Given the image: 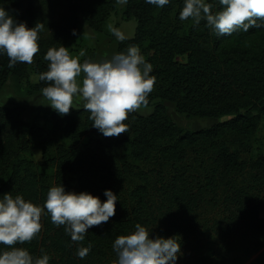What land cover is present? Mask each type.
I'll return each mask as SVG.
<instances>
[{"label":"trees","instance_id":"obj_1","mask_svg":"<svg viewBox=\"0 0 264 264\" xmlns=\"http://www.w3.org/2000/svg\"><path fill=\"white\" fill-rule=\"evenodd\" d=\"M208 2L213 11L222 7L219 0ZM0 6L17 23L44 25L31 64L9 68V58L0 54V90L12 79L18 91L30 95L48 84L39 79L48 70L47 50L71 40L82 46V25L100 33L117 0H0ZM182 7L183 0L163 8L145 0L124 5L125 20L136 25L132 37L117 41L116 53L138 46L155 76L147 97L154 109L147 115L130 112L124 121L128 132L103 136L84 103L65 115L51 109L43 125L26 121L19 104H0V196L19 194L42 206L49 188L62 184L66 191H87L101 202L106 189L118 198L115 215L88 228L83 241H72L64 225L43 213L39 233L18 245L33 256L43 250L49 264H112L115 238L137 223L151 229V237L178 234L181 245L207 236L194 264H224L227 259L218 258L215 246L232 245L246 234L255 239L252 251L264 247L259 216L264 142L262 152L252 155L264 118V28L217 35L203 20L199 25L180 20ZM83 49L81 62L94 59V48ZM31 71L35 82H28ZM165 101L187 118H230L186 130L168 115ZM32 148L41 151L40 161L31 158ZM89 243L91 250L81 259L77 249Z\"/></svg>","mask_w":264,"mask_h":264},{"label":"clouds","instance_id":"obj_2","mask_svg":"<svg viewBox=\"0 0 264 264\" xmlns=\"http://www.w3.org/2000/svg\"><path fill=\"white\" fill-rule=\"evenodd\" d=\"M126 4L127 0H117ZM171 0H145V3L163 8ZM222 6L213 11L208 0H183L179 11L180 20L191 19L194 25L203 20L217 35H231L249 28H264V0H219ZM44 25L36 23L28 27L26 22L17 23L9 11L0 6V54L9 58L8 67L18 62L31 64L39 51V33ZM118 39H126L123 32L109 26ZM73 29V35H75ZM65 46L49 48L44 59L49 61L48 70L39 76L48 82L41 92L43 97L60 115L68 114L74 99L82 98L84 110L90 112L92 126L103 136H119L128 132L124 121L128 114L146 106L148 95L155 83L150 75L152 64L146 61L138 46L99 60L80 58ZM106 200L87 191H66L62 184L51 186L43 205L26 200L22 195L5 193L0 196V264H49L50 255L41 250L33 256L27 248L18 246L30 242L40 231L41 216L50 214L51 222L64 225L72 241H83L88 228L107 222L115 215L117 194L111 189L104 191ZM151 229L137 223L134 230L115 238L112 247L116 259L112 264H177L181 255V237L150 236ZM91 243L77 249L83 259L91 250Z\"/></svg>","mask_w":264,"mask_h":264},{"label":"rangeland","instance_id":"obj_3","mask_svg":"<svg viewBox=\"0 0 264 264\" xmlns=\"http://www.w3.org/2000/svg\"><path fill=\"white\" fill-rule=\"evenodd\" d=\"M125 4H120L117 2V7L112 11L104 25V28L100 33L88 29L84 24L82 25L83 33L85 36V41L82 46L78 43L77 40H71L67 43L66 47L69 49L70 53L74 56H78L81 50H84L83 47L86 46L90 51L94 48L95 53L98 50V53L95 54L94 60H99L103 58H110L113 54L116 53V44L119 41L112 32L109 31V26H113L119 29L124 33L126 38H130L134 34V29L136 22L131 19L129 21L125 20L123 10ZM110 38V45H108L107 50L109 49V54L101 49V44L107 39ZM112 38V39H111ZM97 48V49H95ZM92 52V51H91ZM83 57L80 58V60ZM93 60V59H92ZM37 76L31 71L29 74L28 82H35ZM27 81H23L21 86L24 88ZM83 100L74 99V102L80 103ZM48 101L43 97L42 93H33L25 94L23 89L18 91L15 88V83L10 79L0 90V104L4 105H13L19 104L24 107V119L28 122H35L40 125H43L47 116L51 111V106L46 104ZM76 105V104H75ZM154 104H149L146 106H141L139 109L135 110L136 112L147 115L150 114L154 109ZM166 111L168 115L179 125L185 128L186 130H197L201 128L208 127L216 122L227 120L230 117H222L219 119L213 117H194L187 118L184 114L176 111L175 106L172 102L167 101L165 103ZM264 142V118L260 122L257 134L253 138V156L261 153L263 150ZM31 158L38 162L41 160V151L37 148L31 149ZM51 172V169H48ZM75 184V183H74ZM259 216L264 218V200L260 204ZM199 236L198 240H192L188 245H181V255L178 257L177 264H194L192 261L201 251L199 246L203 243L207 236ZM255 239L249 234L243 235L242 238L238 239L237 242H234L231 245V242L225 247L215 246L216 253L219 256L218 258H226L224 264H264V256H261V252L264 250V247L256 252L252 251L254 248ZM210 264H218V260L211 262Z\"/></svg>","mask_w":264,"mask_h":264},{"label":"crops","instance_id":"obj_4","mask_svg":"<svg viewBox=\"0 0 264 264\" xmlns=\"http://www.w3.org/2000/svg\"><path fill=\"white\" fill-rule=\"evenodd\" d=\"M97 33V32H96ZM98 34V33H97ZM112 39V38H111ZM111 41H110V38L108 37L102 44H101V49H103L105 52H107V54H109V49L107 50V47H108V45H110L109 43H110ZM95 49H97V48H95ZM98 53V50L96 51V53L95 54H97ZM96 56V55H95ZM94 60V59H93ZM37 93H42V92H37ZM82 102L80 103V105H82L83 103H84V101L83 100H81ZM167 101H165L164 102V104L166 103ZM76 104V105H75ZM80 105H78V103H76V102H73V106L74 107H76V106H80ZM52 109V108H51Z\"/></svg>","mask_w":264,"mask_h":264}]
</instances>
